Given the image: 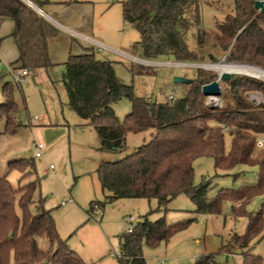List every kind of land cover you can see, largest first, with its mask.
Segmentation results:
<instances>
[{
    "label": "trees",
    "instance_id": "1",
    "mask_svg": "<svg viewBox=\"0 0 264 264\" xmlns=\"http://www.w3.org/2000/svg\"><path fill=\"white\" fill-rule=\"evenodd\" d=\"M30 1L41 8L45 0ZM232 1L234 13L216 24V30L197 28L195 49L188 47L186 33L196 21V0H124L122 16L139 33L138 43L147 59L166 55L180 62H194L205 55L211 59L213 55L204 52L211 43L227 51L229 61L264 67V11L255 8V0ZM0 16L14 23L11 36L18 51L14 64L30 70L52 65L48 40L57 29L46 18L22 0H0ZM63 64L67 103L84 125L94 128L100 139L99 151L124 152L127 133L150 131V138L131 153L116 161L101 162L96 169L106 200L155 199L156 211L165 212L168 203L183 193L200 214L219 213L224 200H239L241 203L232 207V213L244 215L247 224L242 234L233 235L232 247L239 251L241 264H263L260 256L249 252V245L256 237H264V202L255 213H247L243 206L264 195V145H256L264 136V104L254 105L245 95L252 87L264 96V81L230 74L221 79L222 106L212 107L205 103L200 89L217 78L213 71L197 70L194 78L183 83L187 87L182 96L156 101L135 95L132 86L117 78L110 61L95 57L93 48L83 47L80 53L69 54ZM2 95L0 117L5 119L4 131L11 133L20 124L11 82L3 83ZM121 98L130 101L131 110L119 121L111 104ZM225 134L230 139L228 149ZM201 156L212 157L215 170L234 177L256 167V182L220 190L215 197H209L207 180L192 183V162ZM8 164L20 172L34 169L33 162L24 158ZM37 188V179L14 188L0 173V264H9L11 259L13 264H88L60 238L48 209L37 205V212L31 211ZM87 214L90 216V209ZM191 221L166 223L160 216L138 222L132 232L120 236L123 257L118 258L119 264H146L143 242L155 248ZM192 264H216L215 253L202 254Z\"/></svg>",
    "mask_w": 264,
    "mask_h": 264
},
{
    "label": "rangeland",
    "instance_id": "2",
    "mask_svg": "<svg viewBox=\"0 0 264 264\" xmlns=\"http://www.w3.org/2000/svg\"><path fill=\"white\" fill-rule=\"evenodd\" d=\"M83 1L82 5L92 10L93 32L90 31L88 36L93 41L76 35L73 37L76 41L74 49L80 45L94 47L95 57L110 61L117 78L125 85L132 86L137 96L164 101L167 100L168 93L174 92V97L178 98L184 94L187 86L174 82L173 78L192 79L199 69L215 72L222 90L223 82L219 77L225 71L204 68L202 65L233 62L264 69L256 64L229 61L225 57L227 51L212 46L211 43L204 48L205 53L213 55L211 59L206 55L194 62H180L172 55L147 59L138 43L139 33L123 19L124 0ZM41 8L50 15L44 5ZM233 13L232 0H196V21L186 33L188 47L196 48L197 28L214 30L216 24L222 22L227 14ZM0 50L7 56H14L10 40ZM76 52L81 51L78 49ZM76 52L70 51V54H77ZM0 58L4 61L2 54ZM64 71L62 62L47 69H35L30 71L28 82L20 86L14 84L6 70L0 74V102L3 101V83L9 81L13 85V96L18 107L16 117L20 122L13 132L6 133L5 119L0 117V173L6 175L14 188L38 180L34 201L30 205L31 211L37 212V205L48 209L60 238L88 264H119L118 257L110 254L120 252V236L129 226L128 216L134 218L132 227L145 219L153 221L160 216H164L166 223L192 219L185 229L174 234L166 243L160 242L157 247L151 248L143 242L141 249L146 264H192L196 257L205 253H215L216 264H241L239 251L232 247L233 235L242 234L247 224L244 215L234 216L232 213V207H236L237 202L241 203L239 200H224L221 211L214 214L197 213L194 204L183 193L168 203L165 212L156 211L155 199L106 200V192L100 187L96 169L101 162L116 161L131 153L150 138V131L127 133V149L124 152L99 151L100 139L96 131L93 127L84 125L67 103L62 81ZM226 72L264 81L263 73L259 71H249L252 75ZM247 89L245 95L254 105L264 104V96L260 91L252 87ZM205 103L221 107L223 99L220 95L206 97ZM111 107L119 121L131 110L127 98L113 102ZM38 143L42 144V155L35 158L34 144ZM224 145L225 149L229 148L230 139L227 134L224 136ZM19 158L32 161L34 169L20 172L9 168L8 163ZM49 165H52V169H49ZM192 167L193 185L207 180L210 185L209 197H215L220 190L252 185L258 175L256 167L249 168L240 177L219 172L215 170L214 159L210 156L195 158ZM62 202L65 204L62 205ZM263 202L264 195L256 196L245 203L243 209L247 213H255ZM94 203L98 207L93 208ZM88 209L90 216L87 214ZM249 252L260 256L264 264V237L259 236L251 241ZM9 264H13L12 259Z\"/></svg>",
    "mask_w": 264,
    "mask_h": 264
},
{
    "label": "crops",
    "instance_id": "3",
    "mask_svg": "<svg viewBox=\"0 0 264 264\" xmlns=\"http://www.w3.org/2000/svg\"><path fill=\"white\" fill-rule=\"evenodd\" d=\"M28 2L33 4L30 0H28ZM82 3H84L83 0H45L42 5L46 7V11L49 12L50 15L43 11L42 8L35 5L40 12L35 11L46 18L57 29L55 35L48 40V55L52 65L57 64V62H62L63 64L67 60L70 51L76 52L78 49L82 51L84 46L81 45L80 47H76L77 49H74L76 41L73 37H76V35L84 40L93 41L88 36L90 31L91 33L93 32L91 25L92 10H90L89 7L83 6ZM13 27L14 23L12 19L0 16V47H4L6 42L10 40L14 48V56H7L4 51L2 52L1 50L0 56L2 54L5 65L19 66V64L13 63L18 56L15 41L11 36ZM85 47L94 49L91 45Z\"/></svg>",
    "mask_w": 264,
    "mask_h": 264
},
{
    "label": "built area",
    "instance_id": "4",
    "mask_svg": "<svg viewBox=\"0 0 264 264\" xmlns=\"http://www.w3.org/2000/svg\"><path fill=\"white\" fill-rule=\"evenodd\" d=\"M4 70L7 71V73H9L11 80L18 85H21L23 83H27L28 81V76L30 74V69L27 67H22V66H15V65H5L3 60L0 58V74H2L4 72ZM174 98V92H170L167 94V99H172ZM209 98H214L213 96L209 97ZM208 104V103H207ZM210 106H216L214 104H209ZM36 118V117H34ZM256 145L258 147H261L262 145H264V136H261L258 138ZM42 155V144L38 143V144H34V152H33V157L38 158L41 157ZM49 169H52V165H49ZM62 204H64V202H62ZM236 205H239V202L236 203ZM93 207L96 208L98 207L97 204H93ZM127 221L129 223L128 228L126 229L125 232H132L133 227H132V223L134 221L133 216H128ZM110 255H115L118 258L123 257L121 252L118 253H111ZM159 262H162L159 261Z\"/></svg>",
    "mask_w": 264,
    "mask_h": 264
},
{
    "label": "water",
    "instance_id": "5",
    "mask_svg": "<svg viewBox=\"0 0 264 264\" xmlns=\"http://www.w3.org/2000/svg\"><path fill=\"white\" fill-rule=\"evenodd\" d=\"M26 2L30 7H32L34 10L37 12H40L35 5L32 3L28 2V0H22ZM255 8H257L260 11H264V1L263 0H255L254 2ZM152 16H154V12L151 13ZM230 76L229 73L225 72L222 75H220V79H227ZM173 81L176 83H188L190 79L184 78V77H174ZM201 93L205 97H217L220 94V85L218 79H215L213 81H210L209 83L203 84L201 86ZM48 264V263H45Z\"/></svg>",
    "mask_w": 264,
    "mask_h": 264
},
{
    "label": "bare ground",
    "instance_id": "6",
    "mask_svg": "<svg viewBox=\"0 0 264 264\" xmlns=\"http://www.w3.org/2000/svg\"><path fill=\"white\" fill-rule=\"evenodd\" d=\"M204 68H214L219 70L220 72L228 71V72H242V73H251L249 71H259V73H263L264 76V69L256 67L254 65H241L238 63L228 62V63H218V64H208L202 65ZM252 75V73H251ZM255 75V74H254Z\"/></svg>",
    "mask_w": 264,
    "mask_h": 264
}]
</instances>
